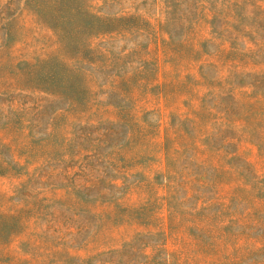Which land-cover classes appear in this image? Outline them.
<instances>
[{"label":"rangeland","instance_id":"obj_1","mask_svg":"<svg viewBox=\"0 0 264 264\" xmlns=\"http://www.w3.org/2000/svg\"><path fill=\"white\" fill-rule=\"evenodd\" d=\"M0 264H264V0H0Z\"/></svg>","mask_w":264,"mask_h":264}]
</instances>
